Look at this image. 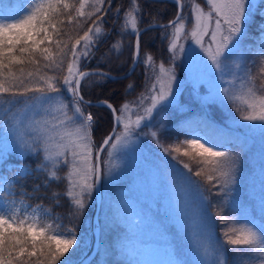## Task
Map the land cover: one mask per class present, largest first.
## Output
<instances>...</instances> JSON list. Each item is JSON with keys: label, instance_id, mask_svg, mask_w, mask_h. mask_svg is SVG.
<instances>
[{"label": "snow or ice", "instance_id": "snow-or-ice-1", "mask_svg": "<svg viewBox=\"0 0 264 264\" xmlns=\"http://www.w3.org/2000/svg\"><path fill=\"white\" fill-rule=\"evenodd\" d=\"M172 2L177 6L174 19L164 25L149 22L141 29L143 9L139 0H130L118 35H134L129 74L143 64L146 85L135 101L118 107L107 100L93 104L82 91V87L88 89L115 79L99 68L80 67L81 58L90 62L93 49L98 50L109 34L102 30L103 15L108 11L105 0H78V7L69 0H31L20 18L10 23L0 20V164L13 153L20 158L40 156L35 172L42 173L43 180L34 185L33 192L63 182V193L52 190L50 198L57 206L61 195L68 200L72 221L70 226L64 225L63 218L53 215L51 208L42 203L29 205L23 196L8 201L0 207V264H73L75 251L87 245L80 239L79 221L86 215L93 194L118 167L115 153L139 147L144 140L175 162L177 173L195 187L202 202L211 204L213 197L219 198L206 225L197 226L190 237L193 264H228L229 253L233 264H264V221L241 222L225 212L227 198L238 184L240 153L222 140L203 137L165 145L161 139L163 124L158 129L151 125L154 115L175 102L181 89L176 62L187 58L189 70L198 65L210 86L217 80L227 85L224 96L239 120L247 122L245 127H259L264 132V25L259 26L258 60L252 62L255 72L246 63L244 45L249 36V15L259 5L256 0H203L206 8L197 0ZM186 3L189 15L184 14ZM86 7L90 10L85 11ZM116 14L119 16V8ZM64 16L69 24L76 19L80 27L92 17L96 19L69 46L73 37L57 27L64 23ZM77 18H84L83 23ZM155 28L164 29L170 54L167 63L158 62L147 52L141 56L142 34ZM189 41L195 47L187 52ZM46 43L49 46L42 47ZM122 46V39L117 40L110 50L119 53ZM133 87L127 85L129 90ZM17 105L21 106L19 115L12 111ZM93 106L105 107L110 113L111 129L99 145L93 136L96 118L86 111ZM29 175L32 170L20 165L15 178L0 177V185L11 193L15 181ZM217 222L224 227L219 238H214L212 225Z\"/></svg>", "mask_w": 264, "mask_h": 264}, {"label": "rangeland", "instance_id": "rangeland-1", "mask_svg": "<svg viewBox=\"0 0 264 264\" xmlns=\"http://www.w3.org/2000/svg\"><path fill=\"white\" fill-rule=\"evenodd\" d=\"M258 2L259 0H256L257 4ZM17 5L13 0L11 7L9 3L6 7L14 9ZM201 5L206 8V5ZM261 13H264V6L254 9L249 15L247 29L249 36L244 41L246 63L249 67H253L254 72L256 69L252 62L258 60L259 26L264 25V14ZM184 14L189 15V12ZM190 26L189 24L188 27ZM160 29L156 51H147V53L152 54L158 62L167 63L170 54L167 51V40L163 38L164 29ZM193 47L195 46L189 41L186 51L190 52ZM143 55L141 54L142 57ZM178 60H182L184 71L181 73L176 70L181 89L177 92L173 104L158 115H154L152 127L158 129L161 123L163 124L161 139L165 145L178 139L203 137L209 140H222L228 143V147L239 152L238 184L227 198L225 212L237 217L241 222L246 219L255 220L257 223L264 221V210H262L264 132L259 127H245L247 122L239 120L228 98L224 96L223 88L227 86L226 84L217 80L213 86H210L198 65H194L190 71L187 58ZM144 91L145 88L138 93V96ZM137 97L128 102L135 101ZM220 133L225 135L221 136ZM252 143L257 145L256 150L259 149L255 150L259 158L255 161L246 154L248 144ZM113 159L118 167L112 177H106L102 182L97 248L86 264H121L114 258L108 260L102 256L108 255L110 247L113 248L115 243L134 234L167 240V244L172 245L175 254L184 260L182 264H193L190 237L197 226L203 228L206 225L207 218L214 213V205L219 198L213 197L211 204L202 202L195 187L186 184L177 173L176 168L173 167L175 162L148 140H144L139 147L117 150ZM15 165V174L18 166H28L24 163ZM2 177L12 180L7 171ZM5 187L0 185L5 191L4 195H0V207L6 206L12 199L21 198L12 195V191L11 193L6 191ZM92 203L95 204L96 209V193L93 194ZM193 210H197L195 215ZM92 225L91 229L79 225L80 239L86 240L87 245L75 251L73 264L86 260L95 248V225L94 223ZM223 227L218 222L212 225L214 238H219ZM149 243L152 241L149 240ZM150 260L152 261V258ZM142 263L140 258H135L131 264ZM228 264H233L231 253L228 254Z\"/></svg>", "mask_w": 264, "mask_h": 264}, {"label": "trees", "instance_id": "trees-1", "mask_svg": "<svg viewBox=\"0 0 264 264\" xmlns=\"http://www.w3.org/2000/svg\"><path fill=\"white\" fill-rule=\"evenodd\" d=\"M13 0H0V20L5 22H13L15 19L20 18L24 15L26 11L31 6V0H15L18 4L14 9H8L6 6L9 3L11 7V2ZM6 2H8L6 4ZM197 2L204 4L203 0H197ZM69 3L75 4L78 7V0H69ZM141 7L143 9L144 15L143 20L141 21L140 27L146 26L149 22L154 23H166L167 21L172 20L176 13V6L172 0H139ZM259 7L264 6V0H259ZM13 4V3H12ZM130 0H111V7H108V0H105L104 8L107 9V14L103 15L102 30L106 33H109L107 36L103 37L101 43L98 45V50L93 49L94 55L90 58V62L84 63L83 58H81L80 67L82 69H94L101 68L107 70L113 74H122L129 69L132 63L133 48L132 44L134 43L135 37L130 32L125 33L123 37L119 36L121 24L123 23L124 12L128 9ZM120 9V14L117 16L116 10ZM89 8H85V11H89ZM71 11V10H70ZM185 12H189V3L185 4ZM102 13H97L101 15ZM74 15V13H73ZM64 21L63 24H58L57 27L61 29L62 32L66 31L69 36L73 37L71 43H74L75 38H78V35H82L83 31L87 27L92 25L93 20L96 17H92L91 20H88L87 23H83L84 18H77L83 23V27H80L77 24V20L73 19L72 23H68L67 16L61 17ZM251 24V23H250ZM160 28H155L153 30L144 32L142 34V43H141V54H144L147 51H156L158 45V33ZM53 39H57L54 35ZM67 39V37H65ZM123 41L122 49L119 53L110 50V46L115 43L117 40ZM49 46L47 43L42 45V47ZM53 52L55 53L56 49L54 46H51ZM72 58L69 57V62ZM43 64L44 62L41 61ZM176 70L179 72L183 71V62L182 60H177ZM52 74V73H49ZM66 74V68L64 71ZM93 80L96 78L93 77ZM133 84L132 89H127V85ZM146 85L145 81V66L143 64H138L135 71L126 78H116L112 80H107L102 84H94L91 88L84 89L82 91L85 95V98L91 101L95 100H108L114 106H120L124 102H128L130 99H134L138 96ZM67 96V93H65ZM13 113L19 115L21 112V106H14L12 109ZM86 111L91 112L96 118V125L93 129V136L97 145L103 140V138L108 134L111 129L110 113L105 107H88ZM4 119H8V116H4ZM2 133V130H0ZM254 142V141H251ZM255 143L248 144L246 149V154H249L252 159L255 161L258 158L256 154L259 149ZM256 150V151H255ZM41 161L40 156H26L20 158L15 153L10 154L7 158L0 164V177L3 176V173L7 171L8 175H11V178L14 179L16 174L15 164H27L32 170V175L27 176L26 178L19 179L15 181V187L12 189V195L22 197L30 205H36L42 203L45 207L51 208L53 215H60L62 223L66 226H70L72 221L68 217L69 212V202L63 195L60 196V204L57 206L53 200L50 198V193L52 190H58L63 193L64 183H52L50 187L46 190L41 188L39 192L34 193V185L40 183L43 180V174L35 172V167L37 163ZM11 166V167H10ZM61 174L64 172V168L60 169ZM264 179V178H263ZM257 184V183H256ZM254 184V185H256ZM26 193V195H25ZM5 191L3 188H0V195H4ZM95 204L90 203L86 215L79 221V225H83L89 229L93 227V218H94ZM35 259V258H33Z\"/></svg>", "mask_w": 264, "mask_h": 264}, {"label": "bare ground", "instance_id": "bare-ground-1", "mask_svg": "<svg viewBox=\"0 0 264 264\" xmlns=\"http://www.w3.org/2000/svg\"><path fill=\"white\" fill-rule=\"evenodd\" d=\"M149 240L152 243H149ZM167 243V240L134 234L115 243L113 248L110 247L108 255L102 257L108 260L114 258L121 264H131L135 258H140L142 264H171L173 261H180L182 264L184 260L179 258L172 245Z\"/></svg>", "mask_w": 264, "mask_h": 264}, {"label": "water", "instance_id": "water-1", "mask_svg": "<svg viewBox=\"0 0 264 264\" xmlns=\"http://www.w3.org/2000/svg\"><path fill=\"white\" fill-rule=\"evenodd\" d=\"M169 22V21H168ZM167 22V23H168ZM167 23H157V24H161V25H164V24H167ZM148 26V24L145 26V27H147ZM145 27H142L141 29H144ZM131 67V66H130ZM137 67V66H136ZM94 69H97V68H94ZM100 69V68H99ZM136 69V68H135ZM83 70H93V69H83ZM101 70H103V69H101ZM103 71H105V72H108L111 76H113V77H115V79L116 78H125V77H127L128 75H130L129 74V71H130V68L126 71V73L125 74H122V75H119V74H113V73H111V72H109V71H107V70H103ZM133 72V71H132ZM132 72H131V74H132ZM98 101H100V100H98ZM97 100H95V101H92L93 102V104H96L97 102H98ZM108 101V100H107ZM111 103V102H110ZM96 193V200H97V209H96V212H95V217H94V222H95V236H96V241H95V244H94V249H93V251L91 252V254L87 257V259L86 260H84V261H82L81 263H79V264H86L88 261H89V259L91 258V256L94 254V252H95V250H96V244H97V241H98V228H99V225H98V211H99V206H100V199H101V195H102V193H101V186L98 188V190L95 192Z\"/></svg>", "mask_w": 264, "mask_h": 264}]
</instances>
